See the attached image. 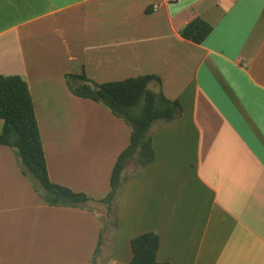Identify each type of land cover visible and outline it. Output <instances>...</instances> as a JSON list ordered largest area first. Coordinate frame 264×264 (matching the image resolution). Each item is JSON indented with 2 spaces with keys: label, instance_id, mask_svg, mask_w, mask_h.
Masks as SVG:
<instances>
[{
  "label": "crops",
  "instance_id": "0c3cea01",
  "mask_svg": "<svg viewBox=\"0 0 264 264\" xmlns=\"http://www.w3.org/2000/svg\"><path fill=\"white\" fill-rule=\"evenodd\" d=\"M196 17L201 43L180 34ZM0 74L28 85L50 181L94 200L131 129L67 76L155 75L182 108L151 128L98 251L100 207L46 203L0 144V264H126L148 231L160 262L264 264V0H0Z\"/></svg>",
  "mask_w": 264,
  "mask_h": 264
},
{
  "label": "trees",
  "instance_id": "16d2710c",
  "mask_svg": "<svg viewBox=\"0 0 264 264\" xmlns=\"http://www.w3.org/2000/svg\"><path fill=\"white\" fill-rule=\"evenodd\" d=\"M212 31V25L196 17L180 30L183 38L201 43ZM159 83L155 75H140L123 80L97 83L84 75H68L71 91L107 107L131 129L129 144L119 153L113 165L109 191L94 200L49 179L45 153L33 100L26 81L20 75L0 74V144L9 146L22 171L38 183L41 198L51 205L82 206L101 209V230L97 251L106 234L116 227V199L128 177L153 158L150 130L153 125L174 122L182 112L176 100L167 99L149 87ZM159 236L148 231L131 239L132 258L126 264H169L157 260Z\"/></svg>",
  "mask_w": 264,
  "mask_h": 264
},
{
  "label": "built area",
  "instance_id": "2783aa9c",
  "mask_svg": "<svg viewBox=\"0 0 264 264\" xmlns=\"http://www.w3.org/2000/svg\"><path fill=\"white\" fill-rule=\"evenodd\" d=\"M153 7H154V8H157V5L154 4Z\"/></svg>",
  "mask_w": 264,
  "mask_h": 264
},
{
  "label": "rangeland",
  "instance_id": "374dc122",
  "mask_svg": "<svg viewBox=\"0 0 264 264\" xmlns=\"http://www.w3.org/2000/svg\"><path fill=\"white\" fill-rule=\"evenodd\" d=\"M98 208V207H97Z\"/></svg>",
  "mask_w": 264,
  "mask_h": 264
}]
</instances>
